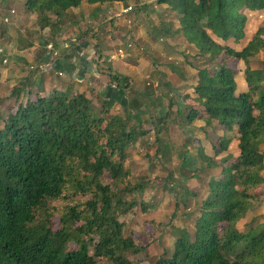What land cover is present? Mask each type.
I'll return each mask as SVG.
<instances>
[{
  "label": "trees",
  "instance_id": "trees-1",
  "mask_svg": "<svg viewBox=\"0 0 264 264\" xmlns=\"http://www.w3.org/2000/svg\"><path fill=\"white\" fill-rule=\"evenodd\" d=\"M115 1L121 0H86ZM81 3L24 0V8L38 15L43 28L52 26L51 16L56 19L53 26L59 25L62 14ZM158 3L178 11L179 33L205 61L195 68L194 100L206 115V125L214 122L225 133H234L238 157L233 162L206 158V169L220 174L207 183L193 235L181 231L171 256L155 264H264V224L239 225L260 200L264 185V68H253L251 60L264 50V0ZM258 15L263 20L246 39L248 22ZM232 61L244 64L243 92L237 90ZM109 79L122 90L129 87L125 77ZM137 107L130 100L126 116ZM124 121L95 115L84 93L56 91L29 99L7 116L0 128V264H97L95 256L131 264L122 254L144 250L123 236L124 223L118 220L137 206L123 195L144 188L143 183H125L126 149L142 133L135 126L126 128ZM228 144L229 139H222L215 152ZM105 173L111 185L101 181ZM57 200L68 201L61 212L50 207ZM54 213L58 230L51 225ZM70 243L77 249H70Z\"/></svg>",
  "mask_w": 264,
  "mask_h": 264
},
{
  "label": "rangeland",
  "instance_id": "rangeland-1",
  "mask_svg": "<svg viewBox=\"0 0 264 264\" xmlns=\"http://www.w3.org/2000/svg\"><path fill=\"white\" fill-rule=\"evenodd\" d=\"M15 2L16 0H0V17L8 14L13 5L20 11L24 0L19 4ZM13 16L8 22L2 20L4 17L0 19V76L5 70L13 75L0 84V128L3 127L7 116L15 112L20 104L25 105L29 99L34 100L37 94L39 96V89L35 88L36 82L39 79L45 80L48 76L45 72L41 73L39 67L32 65L33 63L20 62L23 59L17 56L19 53L13 45L17 36L22 47L30 40H39L38 32L31 30L35 29L37 18H28L24 24H19L17 15ZM176 18V15L170 18L169 29L165 26L166 21L159 17V24L150 27L152 39H162L155 44L157 47L153 44H136L137 47H133L130 43L121 44L119 49L113 47L118 54L125 55L126 50L133 52L131 56L124 58L128 59L129 63L133 62L132 58L139 61L138 74H130L133 76L131 83L128 79L131 88L126 90L125 94L128 102L135 99L138 104L131 115L126 116L128 103L122 107H110L93 86H88L84 92L88 93L95 115L103 118L118 116L125 120L126 128L135 126L142 133H139V137L126 149L125 165L129 176L125 183H143L144 188L141 193L123 195L126 200L136 201L137 206L120 215L118 219L124 223L123 236L132 237L144 247L140 253L122 254L131 264H155L161 257H170L181 231L185 230L193 235L201 204L208 193L207 183L211 177L217 178L220 174V170L206 169V158L213 157L219 161L228 157L230 162H233L238 157L234 133H225L217 123L213 122L210 126L204 123L206 115L194 100L192 86L195 82L194 69L202 67L205 61L179 33L181 24ZM262 20L263 16L258 15L248 22L246 39L251 38ZM166 28L168 31L165 32L163 29ZM19 44L17 46H20ZM100 44L103 45V42L100 41ZM236 48L240 49L241 44ZM135 53L136 56H133ZM18 57L20 59H17ZM251 60L253 68L263 69L264 50ZM131 64L134 67V63ZM30 65L35 69L30 70ZM229 67L241 72L244 64L232 61ZM134 71L137 73L136 69ZM59 78L60 76L53 75V79ZM193 112L197 113V116L190 121ZM166 113L168 117L165 118ZM222 139H229V144L225 150L216 153L215 149L219 148ZM101 181L104 185L112 184L107 173ZM122 187V184L118 186L119 189ZM67 202L52 201L50 207L61 212ZM252 212L253 209L247 212L239 222L240 226L248 223L255 226L264 221V217H256ZM57 216V213L52 216L51 225L54 230L60 229ZM77 247L78 245L70 243V249ZM89 253L93 254L91 243ZM94 258L97 264L117 263L97 256Z\"/></svg>",
  "mask_w": 264,
  "mask_h": 264
},
{
  "label": "crops",
  "instance_id": "crops-1",
  "mask_svg": "<svg viewBox=\"0 0 264 264\" xmlns=\"http://www.w3.org/2000/svg\"><path fill=\"white\" fill-rule=\"evenodd\" d=\"M22 1L16 0L15 4ZM128 7H131L132 10L124 13L123 10ZM13 14L15 15L13 16ZM175 15L179 17L177 10H174L168 4H159L158 0H121L103 4H88L86 0H82L79 7L71 8L62 14L58 19L60 24L57 26H53L56 19L51 16L52 26L42 28L38 22V15L26 11L24 2L20 11L13 5L9 13L0 17V19L4 17L9 20L12 16H16L18 17L17 22L24 24L28 18H37L36 22L34 21L36 27L31 30L38 32L39 40H30L22 47L19 44L20 38L17 36V40L13 45L17 47H14L19 53L17 56H21L23 59L20 62L33 63L32 65L39 67L41 73L45 72L48 75L45 76V80L39 79L36 82L37 87L35 88L39 89V96H45L55 91L72 94L84 93L88 86H93L108 106L118 105L122 107L128 103L125 94L126 90L131 87L122 90L117 84L111 82L110 75L125 77L131 83L130 79L133 76L130 74H138L139 61L132 58L133 62L129 63V60L124 58H128L133 52L126 50L125 55L123 53L118 54L113 47L119 49V46L123 43H130L133 47L136 44H153L154 47H157L155 44L162 39H152L150 27L159 24L157 20L159 17L166 21L165 26L168 28L170 18ZM176 20L178 21V18ZM30 24L32 23L30 22ZM27 27L29 28L30 25H27ZM167 28L163 30L166 32L169 29ZM100 41L103 42V45L100 44ZM105 43L108 45L106 46ZM17 44L20 46H17ZM49 45L53 49H49ZM109 48H113V50ZM54 51L57 55L53 54ZM136 54L133 56H136ZM131 63H134V67ZM29 68L30 70L35 69L31 65ZM135 69L137 73H135ZM57 73H62L63 77L55 80L53 75L59 76ZM195 73L196 70L194 69L193 79ZM11 76H13L12 72L3 71L0 76V84L6 82ZM235 78L237 90L245 91L244 68L241 72H237ZM33 80H35V77H33ZM194 84L195 82H193ZM85 96L88 98V93H85ZM260 193V200L252 208V214L262 218L264 217V185L261 187ZM259 223L264 224V221L262 220Z\"/></svg>",
  "mask_w": 264,
  "mask_h": 264
},
{
  "label": "built area",
  "instance_id": "built-area-1",
  "mask_svg": "<svg viewBox=\"0 0 264 264\" xmlns=\"http://www.w3.org/2000/svg\"><path fill=\"white\" fill-rule=\"evenodd\" d=\"M131 10H132L131 7H128L127 9H124L123 12H124V13H127V12H129V11H131ZM3 20H4V22H7V21H8L7 18H4ZM48 48H49V49H53V47H52L51 45H49ZM53 54H54V55H57V53H56L55 51H54ZM3 62L6 63V60H4ZM57 75H59L60 77H63L62 73H57Z\"/></svg>",
  "mask_w": 264,
  "mask_h": 264
}]
</instances>
